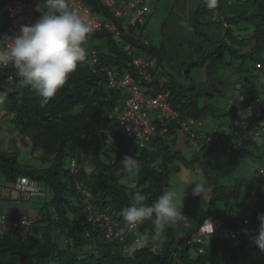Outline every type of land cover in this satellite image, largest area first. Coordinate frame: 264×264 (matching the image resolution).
Returning <instances> with one entry per match:
<instances>
[{"label": "trees", "instance_id": "1", "mask_svg": "<svg viewBox=\"0 0 264 264\" xmlns=\"http://www.w3.org/2000/svg\"><path fill=\"white\" fill-rule=\"evenodd\" d=\"M83 1L101 23L117 26L120 41L105 28L90 32L86 41L90 52L77 63L54 97L43 102L36 90L22 83L10 62L0 70V182L9 191L1 200L12 204L46 200L44 204L34 203L38 207L33 218L20 211L0 215L6 216V225L22 218L31 222L0 234V264H243L262 251L254 238L258 235V215L264 213V172L259 170L264 166L257 167L260 179H239L226 185L206 171L214 163L212 159L208 161V152L203 159L198 155L210 148L239 158L250 156L260 163L264 159V95L260 96L252 83L258 77L264 83V0H216L212 8L207 0H197L192 29L200 35L197 25L205 23L203 16H210L220 37L213 51H207L185 69L165 68V62L169 65L165 46H156L147 39L146 16L152 12L151 3L158 0L148 4L150 11L134 25H129L124 15L115 16L116 10L131 15L133 10L127 2L122 4L127 0H115L113 7L103 0ZM123 19L126 24L121 22ZM201 36L209 41L206 35ZM127 45L130 54L124 51ZM134 58L155 60L145 70L151 81L140 74ZM226 66L235 68L240 76L231 83L234 96L229 107L222 110L216 104L200 103L221 91L213 76L215 70ZM203 67L207 79L198 85L188 75L193 68ZM108 71L117 81L131 76L141 84L145 96L169 93L168 101L176 117L168 122L165 133L152 136L141 147L138 139L122 130L116 108L121 107L126 93L108 87ZM255 100L258 103L252 106ZM221 118L224 121L217 122ZM216 129L225 138L220 146L206 141ZM8 130L16 136L3 147L6 141L2 136ZM191 134L195 143L191 142ZM179 135L192 148L190 153L184 155L177 150ZM91 138L94 148L86 163L81 149ZM19 153L36 156L41 167L23 164ZM124 156L139 162V172L133 173L130 184L125 183L118 168ZM195 165L211 187L209 208L198 214L195 225L184 223L180 227L176 222L161 226L153 216L130 231L122 210L130 206L134 193L144 194L145 203L152 204L170 187L171 176ZM19 179L37 183L39 192L17 190ZM244 198L251 212L239 217L237 204ZM217 205L221 207L217 231L210 238L190 242L199 226L213 216ZM98 216L99 221H93ZM114 223L117 226L107 235L108 226ZM238 228L247 229V234L237 238L226 234ZM117 233L122 240L115 236ZM136 238H143L140 249L125 251Z\"/></svg>", "mask_w": 264, "mask_h": 264}, {"label": "rangeland", "instance_id": "2", "mask_svg": "<svg viewBox=\"0 0 264 264\" xmlns=\"http://www.w3.org/2000/svg\"><path fill=\"white\" fill-rule=\"evenodd\" d=\"M198 5L199 3L197 0H158L151 3L152 12L146 16L147 24L145 33L147 35V39L154 45L165 46V54L169 63V65L165 64L166 62L163 64L165 68L168 69L169 66L176 69H178V67H182L184 69L187 68V65L190 62L200 60L204 56V53H207V51H213L214 42H217L219 40V29L210 16H203L202 18L203 20H205V23L201 24L199 22V24L197 25V31L200 33V35L198 33H195L192 29V22L194 21L193 15ZM5 6V2L3 0H0V33L4 32L8 26ZM125 11L127 13L129 12L127 7H125ZM121 22L123 24H126L127 20L123 19ZM201 34L206 35L209 41H206L205 37L201 36ZM84 47L86 49V53L90 52L91 46L88 45L87 42L85 43ZM234 69L235 68H232V66H226L224 68L215 70V74L213 77L218 80L221 91L219 90V92L213 97L201 99L200 103L207 102L216 104L222 110L228 108L229 102L234 96V92L231 90L233 88V84L231 83L233 80H235V78L240 77L237 76V72ZM206 75V67H203L193 68L188 76L196 81L199 85L200 82H206ZM232 75L233 78L231 79L230 76ZM243 75L246 76L245 73H241L242 77H244ZM259 78L260 77L253 80L252 83L255 85V90L257 91V93L260 96H263L264 83L263 81H258ZM121 79L122 78H120V80ZM224 82L225 84H223ZM237 88H239V85ZM235 94L237 95V93ZM221 121H224V119L221 118L217 120V122L219 123H222ZM210 124L211 121L207 122V125H209L208 128H210ZM4 125L6 126V124ZM6 127L4 128L6 129ZM225 129L226 127H223V130ZM6 133L11 137V139L13 138V135L16 136V133L11 134L10 130L6 131L4 134L7 135ZM180 137L181 135L178 136L176 142L177 150L179 144H182L184 148L183 154L185 155L190 153L192 148H188L186 146L185 139ZM93 142L94 139L91 138L89 143H87V145H85L84 148L81 149L82 158L84 160L86 159V163H88L91 152L93 151ZM2 146H5V142L2 143ZM205 152H208L209 154V156H207L209 157L208 161L211 159L214 160V163L209 165L210 169L208 167V169L206 168V171L210 170L209 172H211L214 177H216L222 184L230 185L234 183L235 180L239 179L247 182H251L254 179H260V176L257 173V167L260 164L264 166V159L260 163V161H257L256 159L251 160L250 156L247 157L246 155H243L239 158L238 156H231L223 152H216L210 148H208V151H204L199 154L198 158L203 159L205 157L203 156ZM19 154V160L23 164L30 165L36 168L41 167V164L36 156L32 157L29 154L25 155L24 153ZM215 165L217 166L213 167ZM206 166H208V164ZM66 167H69V162L66 163ZM86 167L87 170L90 168L88 165ZM118 168L123 173V179L125 180V183H132L133 173L127 172L121 166H119ZM1 182L0 215L2 213L5 214L8 212L5 208H3L2 205L4 201L1 199L9 194V191L5 186L6 184L3 181ZM196 182L205 185V191L201 195H193V189L195 187L193 184ZM169 184L170 186H177V199L178 201L182 200V215L186 218L184 220L178 221L177 224L180 227H184V223L187 222L190 226H194L197 221L198 214L202 211H207L210 205L211 187L205 180L204 174L202 173L200 168L195 165L190 169H182L178 174L171 176ZM13 193L15 195L18 194L17 192ZM20 195L23 194L21 193ZM36 202H38L37 199H32L30 203H21L20 212L26 214L30 218L35 217L36 212L34 210H36V207H38V204H34ZM45 202L46 200L44 198H41L38 203L44 204ZM220 208V206L216 207L212 216L218 226L221 224L219 218ZM250 210L251 208L249 207L248 199L244 198L237 204V215L239 217L247 215L251 212ZM243 264H264V251L254 253L253 256L250 259L245 260Z\"/></svg>", "mask_w": 264, "mask_h": 264}, {"label": "clouds", "instance_id": "3", "mask_svg": "<svg viewBox=\"0 0 264 264\" xmlns=\"http://www.w3.org/2000/svg\"><path fill=\"white\" fill-rule=\"evenodd\" d=\"M207 5L215 7L216 0H207ZM35 11L40 16L34 24L22 25L17 34L0 39V63L10 62L22 78V83L36 90L43 102H46L66 84L69 76L76 70L77 63L85 60L84 45L90 32L95 31H92L79 11L69 6L68 0H38ZM111 24L119 33L120 39L117 26ZM111 33L114 38V32ZM5 42L10 43V46H4ZM146 61L155 64V60ZM120 165L129 173L139 172V162L133 157L124 156ZM259 170L264 172V168ZM193 185V195H201L205 191L204 184L196 182ZM37 187L39 188L38 184ZM146 199L144 194L134 193L130 206L122 210L123 219L128 224L141 223L153 216L161 226L186 219L182 215V200L177 199L176 185L170 186L152 204L145 203ZM207 220H212L216 232V221L212 217L205 221ZM258 220V235L254 238V243L264 251V213L258 215Z\"/></svg>", "mask_w": 264, "mask_h": 264}, {"label": "built area", "instance_id": "4", "mask_svg": "<svg viewBox=\"0 0 264 264\" xmlns=\"http://www.w3.org/2000/svg\"><path fill=\"white\" fill-rule=\"evenodd\" d=\"M5 2V12L8 20L7 29L0 33V39L6 36H12L19 32L22 25H32L38 19L40 14L35 11L38 0H3ZM108 6H114L115 0H103ZM155 0H127V5L133 10L131 15L123 14L122 11H117L116 16L124 15L129 21L130 25H134L136 22H141V16L144 13L150 11L148 4ZM69 6L80 12L83 19L91 26L92 31H98L102 28L108 29L110 32H114V39L120 41L119 33L116 31L112 24H102L97 17L85 6L83 0H68ZM1 28V27H0ZM4 46H10V43L5 42ZM124 51L128 54L131 53V48L127 45L124 47ZM134 65L139 68L140 74L146 81L151 80V75L145 73L147 67L153 65L152 61H146L140 58H134ZM8 63H0V70L6 67ZM108 75V87L109 88H120L126 93V97L123 99L121 107L116 108L119 114V124L123 131L127 134L135 137L139 140V145L142 147L145 142L149 141L152 136L163 134L167 131V124L170 120H174L176 113L168 102L169 94H159L157 96H145L142 91L141 84L136 82L131 76L126 75L123 79L117 81L110 71ZM258 100L252 104L255 106ZM184 130H187L185 124L183 125ZM212 135L209 136L206 141L216 146H220L225 138L221 135L218 129L214 130ZM98 138H102V134L98 133ZM191 142L195 143V136L191 134ZM256 139V136L253 137ZM73 171H75V164L72 165ZM78 187V186H77ZM15 188L23 192H29L35 194L39 192L37 184L27 179H19L16 183ZM78 189V188H77ZM89 196V194H87ZM92 208H90L91 210ZM6 216L0 218V234L4 233L6 229L16 228L18 226L29 225L31 222L22 218L21 221H14L11 225H6L4 219ZM100 216L93 219V221H99ZM92 221V218H89ZM137 224H130V231H134ZM247 224V221H245ZM117 226V223L108 226V234L112 233V228ZM216 227L212 223V220H207L193 234L190 242H195L200 238H210L214 235ZM242 233L247 234V229L238 228L235 231H227L226 234L231 238H237ZM118 239L122 240L123 237L118 233L115 235ZM143 238H136L131 245L125 248V251H135L140 249Z\"/></svg>", "mask_w": 264, "mask_h": 264}, {"label": "crops", "instance_id": "5", "mask_svg": "<svg viewBox=\"0 0 264 264\" xmlns=\"http://www.w3.org/2000/svg\"><path fill=\"white\" fill-rule=\"evenodd\" d=\"M15 136L13 135V138ZM11 137H9V135H4L2 136V139L6 141V145L8 146L7 142L9 141ZM180 138H183L182 135ZM183 145L182 144H179V147H178V151L180 152H183ZM3 208H5L8 212L5 213V214H12V213H16V212H19L20 211V203H16V204H12L11 202H8V201H4L3 202ZM185 225H188L187 222H185Z\"/></svg>", "mask_w": 264, "mask_h": 264}]
</instances>
